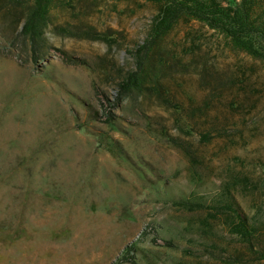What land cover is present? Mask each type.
<instances>
[{
    "label": "rangeland",
    "instance_id": "rangeland-1",
    "mask_svg": "<svg viewBox=\"0 0 264 264\" xmlns=\"http://www.w3.org/2000/svg\"><path fill=\"white\" fill-rule=\"evenodd\" d=\"M28 3L0 0V264H114L132 241L124 264H260L203 223L229 185L264 236V58L181 17L163 40L164 94L120 99L119 67L160 4L55 0L34 61Z\"/></svg>",
    "mask_w": 264,
    "mask_h": 264
},
{
    "label": "trees",
    "instance_id": "trees-1",
    "mask_svg": "<svg viewBox=\"0 0 264 264\" xmlns=\"http://www.w3.org/2000/svg\"><path fill=\"white\" fill-rule=\"evenodd\" d=\"M21 2L25 0H15ZM25 6L24 22L21 25V35L30 44L34 61L40 59L39 49L44 42V28L48 23L50 8L55 0H28ZM160 4V9L154 16L147 36L131 50L133 66L119 67L115 80L119 98H125L133 93L164 94L161 71L165 69L167 57L163 56V40L176 26L181 17L196 18L216 28L228 37L235 47L264 58V0H153ZM103 104L106 116L112 115V102L108 95ZM209 132L203 133L208 138ZM229 185H223L207 211L208 219L203 226L219 221L230 228L231 234H236L244 241L245 252L254 254L260 264H264V236L258 230L255 216H249L241 210L237 200L231 193ZM179 202L187 209H200L209 206L206 200L194 197L180 198ZM204 231L206 232V228ZM140 248L136 241L128 243L114 264L124 262L134 256ZM240 252V251H239Z\"/></svg>",
    "mask_w": 264,
    "mask_h": 264
}]
</instances>
